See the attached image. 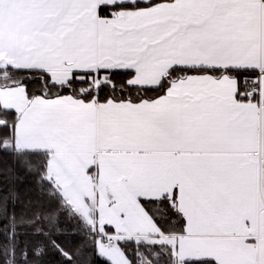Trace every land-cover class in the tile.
<instances>
[{
    "label": "snow or ice",
    "instance_id": "6c2138e0",
    "mask_svg": "<svg viewBox=\"0 0 264 264\" xmlns=\"http://www.w3.org/2000/svg\"><path fill=\"white\" fill-rule=\"evenodd\" d=\"M0 264H264V0H0Z\"/></svg>",
    "mask_w": 264,
    "mask_h": 264
}]
</instances>
